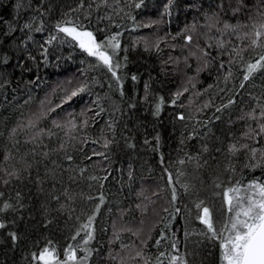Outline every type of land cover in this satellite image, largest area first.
<instances>
[{
  "label": "trees",
  "instance_id": "trees-1",
  "mask_svg": "<svg viewBox=\"0 0 264 264\" xmlns=\"http://www.w3.org/2000/svg\"><path fill=\"white\" fill-rule=\"evenodd\" d=\"M262 25L264 0H0V264H180L192 188L225 223V191L264 185ZM213 242L193 264H221Z\"/></svg>",
  "mask_w": 264,
  "mask_h": 264
},
{
  "label": "snow or ice",
  "instance_id": "snow-or-ice-1",
  "mask_svg": "<svg viewBox=\"0 0 264 264\" xmlns=\"http://www.w3.org/2000/svg\"><path fill=\"white\" fill-rule=\"evenodd\" d=\"M56 27L58 32L64 33L65 36L76 41L83 52H86L90 57H95L112 72L114 77L116 76V72L113 70L112 55L103 50V46L96 41L92 32L82 30L79 26L74 25L58 24ZM260 35V32L256 33L257 38ZM253 43L255 44L256 41ZM109 44L114 49L119 48L116 37H112ZM261 60H264V56L261 57ZM256 68L257 64H249L248 72L251 73ZM244 79L247 80L248 75H245ZM79 91H83V88ZM76 95L75 91L71 94V96ZM71 96L68 99H71ZM158 111L159 106L157 107ZM224 198L230 215L222 229L217 230L214 226L208 207H203L202 215L198 217L200 223L207 227L209 233H212L210 239H216L219 243L221 264H264V185L252 183L243 190L230 188L224 192ZM173 199H175V192ZM197 208H201V205H197ZM3 227L4 225L0 224V228ZM13 239L15 240L16 237L13 236ZM68 258L75 259V254L73 253ZM39 259L43 261V264H52L55 257L49 249H44ZM178 259L180 258L173 256L172 264H175ZM180 264H184L182 259Z\"/></svg>",
  "mask_w": 264,
  "mask_h": 264
},
{
  "label": "rangeland",
  "instance_id": "rangeland-1",
  "mask_svg": "<svg viewBox=\"0 0 264 264\" xmlns=\"http://www.w3.org/2000/svg\"><path fill=\"white\" fill-rule=\"evenodd\" d=\"M36 35L38 39L35 38L33 41L32 40L31 41L33 42L34 45L39 46V47H40L39 44L42 43L46 48V49L43 48L44 52H47L49 48L55 47L53 46L55 45V40H56L55 32L45 33L42 31H38ZM192 191H193V188L192 190L190 189V191L187 192V198L189 201L188 204H190L191 208L190 210H186L185 213L187 215L189 222H187L188 227H187V231H185V234H184L185 239L183 241L180 251L178 252L182 257V260L185 261V262L183 261L184 264H193L196 260L195 253L187 251V246H191V245L192 247L195 246L194 243L196 239L198 238L201 239V241L205 242L207 246L209 245L212 246V243H214L213 239H210V237L212 236V233L208 232L207 227L204 224H201L198 218L200 215H202V208L206 206L210 209L212 220L217 230H220L223 228V225H224L223 219L225 220V210H224V205L221 199L220 200L218 199L219 202H217L216 196H212L210 198H207V197L204 198L202 196L201 197L198 196L196 193L195 194L192 193ZM214 198H215V201H214ZM197 205H201V208H197ZM116 226H118V224H116ZM122 229L128 230V231L130 230L136 235V238L137 237L138 238L140 237L141 239L144 238L145 229L143 228V226L136 227V228H122ZM122 254L123 256H125L124 258H127L128 260L132 258H138V257L141 258L139 256V253L134 252L132 249L130 251L125 250L122 252ZM128 260H125V261H128Z\"/></svg>",
  "mask_w": 264,
  "mask_h": 264
}]
</instances>
